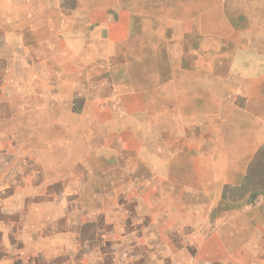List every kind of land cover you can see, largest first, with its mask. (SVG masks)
Returning <instances> with one entry per match:
<instances>
[{"label": "crops", "instance_id": "1", "mask_svg": "<svg viewBox=\"0 0 264 264\" xmlns=\"http://www.w3.org/2000/svg\"><path fill=\"white\" fill-rule=\"evenodd\" d=\"M9 6L10 0H0L1 33L10 26L3 21L10 15ZM48 10L53 16L54 10L43 11ZM37 11L38 15L35 11L21 16L29 23V18L42 14ZM16 17L15 32H27L19 29L20 13ZM52 36L55 44L49 47L34 41L15 47L4 36L0 45L28 50L9 59L26 80L43 65L39 53L28 55L29 51L56 50V28ZM214 68L211 78L216 76ZM5 73L15 71L7 67ZM233 74L243 79L241 69L231 68L229 75ZM11 91L2 96L16 93L21 113H31L30 126L23 124L24 128L38 127L37 114L56 126L58 108L73 119L85 110L88 99L72 91L57 90L55 97L31 88ZM220 93L219 97L208 88L204 96L195 94L197 102L179 110L173 126L167 116L161 122L166 130L161 134L177 131L188 139L189 152L175 164L163 152L154 159L151 148L145 159V184L105 185L104 171L83 167L58 168L49 181L38 171L33 181L23 183L26 174L35 173L30 165L34 153L20 148V168L14 170L10 156L2 153L0 171L5 167L1 174L7 183L0 181V264H264L258 257L264 247V92L261 102L253 100L243 83L229 84ZM65 126L74 128L68 120ZM90 177L93 186L87 185ZM132 177L131 173L128 178Z\"/></svg>", "mask_w": 264, "mask_h": 264}, {"label": "rangeland", "instance_id": "2", "mask_svg": "<svg viewBox=\"0 0 264 264\" xmlns=\"http://www.w3.org/2000/svg\"><path fill=\"white\" fill-rule=\"evenodd\" d=\"M47 7L57 16L50 17V10L45 13ZM33 8L43 16L29 18V24L21 15L35 12ZM9 12L3 21L10 26L4 33L0 23V41L8 37L15 47L32 41L49 47L55 44L53 31H58L56 50L29 51L28 55L39 53L43 65L26 80L9 59L28 50L0 45V76L7 67L16 73H5L1 80L0 155L10 156L14 170L20 168V148L34 153L29 163L35 173L26 174L23 183L33 181L38 171L49 181L58 168L83 167L104 171L105 185L145 184V159L151 148L154 159L163 152L175 164L189 152L188 139L177 131L161 134L166 131L161 122L167 117L171 125L177 122L179 110L197 102L195 94L212 88L220 97L229 84L243 83L253 100L261 102L264 0H10ZM19 13V29L27 32H15ZM210 68L217 71L213 78ZM231 68L241 69L243 79L229 75ZM28 88L54 97L58 91L85 93V110L71 119L56 109L58 126L37 114L38 127L24 128L23 124L30 126L31 113H21L16 93L2 95ZM67 120L74 128H66ZM4 171L5 167L0 181L6 184ZM131 173L133 180L128 178ZM91 178L87 185L93 186ZM258 257L264 260V247Z\"/></svg>", "mask_w": 264, "mask_h": 264}]
</instances>
